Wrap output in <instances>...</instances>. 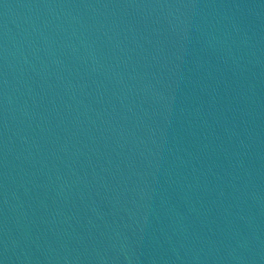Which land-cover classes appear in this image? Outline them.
<instances>
[{
    "label": "water",
    "instance_id": "obj_1",
    "mask_svg": "<svg viewBox=\"0 0 264 264\" xmlns=\"http://www.w3.org/2000/svg\"><path fill=\"white\" fill-rule=\"evenodd\" d=\"M2 264H264V0H0Z\"/></svg>",
    "mask_w": 264,
    "mask_h": 264
},
{
    "label": "snow or ice",
    "instance_id": "obj_2",
    "mask_svg": "<svg viewBox=\"0 0 264 264\" xmlns=\"http://www.w3.org/2000/svg\"><path fill=\"white\" fill-rule=\"evenodd\" d=\"M0 264H2V262H0Z\"/></svg>",
    "mask_w": 264,
    "mask_h": 264
}]
</instances>
